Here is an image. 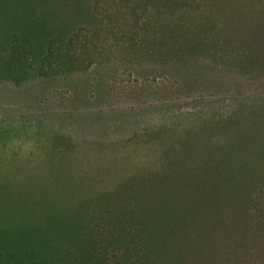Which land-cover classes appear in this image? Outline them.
I'll return each instance as SVG.
<instances>
[{"label":"trees","instance_id":"trees-1","mask_svg":"<svg viewBox=\"0 0 264 264\" xmlns=\"http://www.w3.org/2000/svg\"><path fill=\"white\" fill-rule=\"evenodd\" d=\"M91 1L90 27L38 50L1 33L0 83L122 56L167 70L211 62L250 92L94 143V173L72 166L81 144L55 135L51 184L0 182V264H264V0Z\"/></svg>","mask_w":264,"mask_h":264},{"label":"rangeland","instance_id":"rangeland-1","mask_svg":"<svg viewBox=\"0 0 264 264\" xmlns=\"http://www.w3.org/2000/svg\"><path fill=\"white\" fill-rule=\"evenodd\" d=\"M91 9V0H0V34L24 36L38 50L49 38L90 27ZM247 92L239 75L211 62L167 70L122 56L62 79L30 80L19 88L0 83V182L51 184L49 168L61 165L50 159L57 134L82 145L72 166L94 173L84 162L94 143L120 144L149 125L199 109L203 100L219 106Z\"/></svg>","mask_w":264,"mask_h":264}]
</instances>
